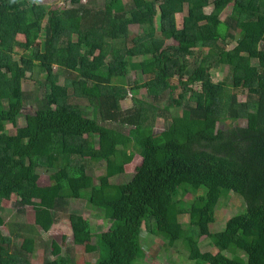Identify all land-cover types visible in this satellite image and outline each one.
<instances>
[{
    "label": "trees",
    "instance_id": "16d2710c",
    "mask_svg": "<svg viewBox=\"0 0 264 264\" xmlns=\"http://www.w3.org/2000/svg\"><path fill=\"white\" fill-rule=\"evenodd\" d=\"M65 1L70 7L51 9L0 0V264H32L36 247L34 238L2 231L3 202L13 196L20 215L33 207L45 233L71 200L86 201L108 231L97 232L78 213L69 220L87 228L86 252L98 255L96 264H149L144 224L169 247L182 243L197 264H264V0ZM132 26L141 29L135 36ZM37 69L46 88L39 107L10 134L6 127L17 126L31 96L24 81ZM214 69H228L229 79L215 82ZM131 72L145 78L133 89H146L151 100L133 98L124 109ZM174 79L184 83L178 97ZM162 98L168 105L158 131L148 106L156 111ZM137 155L142 162L130 180L112 183ZM86 160L105 163L98 183ZM40 168L53 171L49 187L39 185ZM231 192L244 198L246 213L214 232L219 204ZM203 237L216 254L202 251ZM51 246L55 259L44 264H80L55 241Z\"/></svg>",
    "mask_w": 264,
    "mask_h": 264
},
{
    "label": "rangeland",
    "instance_id": "374dc122",
    "mask_svg": "<svg viewBox=\"0 0 264 264\" xmlns=\"http://www.w3.org/2000/svg\"><path fill=\"white\" fill-rule=\"evenodd\" d=\"M129 2L130 0H125ZM32 3H40L46 4L51 9H64L70 7V4L65 0H31ZM84 3L89 2L92 6L102 7L104 5L105 0H83ZM213 7H207L206 13L210 14ZM232 5H229L225 11L222 13V20L226 18V16L231 12ZM177 23L179 27H182L183 23V15H177L176 17ZM159 24V17L157 16L154 19V25ZM139 26H132L131 33L132 36L137 35L140 32ZM239 36V35H238ZM22 39V38H21ZM170 45H175L176 42L174 40H169L167 42ZM229 49L233 47V45H227ZM207 53V50H204ZM195 57V56H194ZM192 57L191 59H193ZM147 56L139 57V58H131L130 61H141ZM228 69H214L212 71L213 80L215 82L222 81L224 78L229 79V75H227ZM144 77L140 76L136 72H131L126 79V83L124 86L128 90V98L126 101L122 102V106L124 109H128L134 105V99H139L144 101L145 99L151 100L147 96L146 89H133L135 87L136 81L141 84L144 82ZM44 78L43 75L39 72V70H35V72L28 73L27 78L24 81L23 88L27 93H30V99L25 103L23 116L19 119L17 126L9 125L6 127V130L10 134H15L17 127H23L26 125V115H33L39 107V100L43 97V93L46 88L43 85ZM61 84H64V78L60 80ZM184 83L180 82L176 79L172 81L171 89L173 90L174 97H178L183 92ZM133 89V90H132ZM134 98V99H133ZM240 101H245V95H239ZM78 104L86 105V101L75 98L73 100ZM167 101V98H162L160 101L154 102L157 105V110L154 111L151 107L148 106L149 109L152 110L150 115L153 116L152 120H155V127L158 131H162L165 126L164 117L159 114L160 111L165 110L164 103ZM168 105V104H167ZM145 108L146 104L143 105ZM91 112V111H89ZM171 113L174 115H181L182 109H173ZM239 123V125H245V120L235 121ZM104 126H108L114 128L116 130H120L122 132L127 133L128 128L122 127L116 124L103 123ZM230 125H222L219 124L218 127L222 128ZM86 165L88 169L89 175L93 176L96 183H98V177L102 176L105 173V163H95L89 160H86ZM142 162V159L139 155H137L134 161L125 167V174L120 177L112 178L111 182L114 184L124 183L130 180V178L135 174L137 166H139ZM53 171H49L44 168L39 169V185L41 187H49L51 185L50 175ZM229 194V195H228ZM225 194L223 199L219 204V208L216 212V222L211 227L214 232L222 231L225 228L227 221L237 216L241 213H246V202L244 198L238 194L233 192ZM228 195V196H227ZM192 198V195L186 196V199L189 200ZM71 213H78L83 215L92 225L97 232H106L109 228V223L107 220L102 219L97 212L92 211L86 201L80 200H71L67 207V211L62 214L61 219L57 224H55L52 229L45 233L38 226L35 225V212L33 207H27L25 214L22 216L18 213L16 206V197L13 196L10 200H5L3 202V209L1 211V215L5 220V225L2 227V231L4 234H10L12 230L14 232H19L21 234H25L28 237L34 238L36 240V247L34 253L31 255L32 264H44L46 260H53L55 257L52 254V246L51 243L55 241L62 248L63 254H68L70 257L74 258L80 264H96L98 255L89 254L86 252V246L89 243V238L85 233H87V228L85 226H75L71 224L69 220V215ZM145 221V220H144ZM23 222L26 226H23ZM181 222L184 224H189V217L183 216L181 218ZM16 243H21L20 238H13ZM141 241L146 252V258L144 262L149 264H197L191 261L188 258V253L182 243L175 245L174 247L168 246V241L154 235L150 228L144 224L142 233H141ZM200 246L203 252H212L214 254L217 253V250L211 245L210 240L207 237H203L200 240Z\"/></svg>",
    "mask_w": 264,
    "mask_h": 264
}]
</instances>
